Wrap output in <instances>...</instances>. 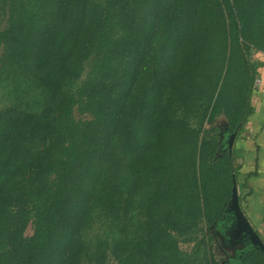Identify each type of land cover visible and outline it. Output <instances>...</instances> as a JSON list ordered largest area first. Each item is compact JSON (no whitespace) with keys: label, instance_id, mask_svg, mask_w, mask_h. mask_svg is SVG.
Wrapping results in <instances>:
<instances>
[{"label":"trees","instance_id":"obj_1","mask_svg":"<svg viewBox=\"0 0 264 264\" xmlns=\"http://www.w3.org/2000/svg\"><path fill=\"white\" fill-rule=\"evenodd\" d=\"M262 56L264 0H0V264H228Z\"/></svg>","mask_w":264,"mask_h":264},{"label":"crops","instance_id":"obj_2","mask_svg":"<svg viewBox=\"0 0 264 264\" xmlns=\"http://www.w3.org/2000/svg\"><path fill=\"white\" fill-rule=\"evenodd\" d=\"M257 81L259 82L256 84L257 90L252 98L255 110L249 116L240 137L233 144L238 158L244 162L243 175L255 172L249 177V188L244 190L251 192L246 198L245 208L251 225L259 227L262 232L264 231V64L259 68Z\"/></svg>","mask_w":264,"mask_h":264},{"label":"flooded vegetation","instance_id":"obj_3","mask_svg":"<svg viewBox=\"0 0 264 264\" xmlns=\"http://www.w3.org/2000/svg\"><path fill=\"white\" fill-rule=\"evenodd\" d=\"M234 220V214L227 213L221 221V225L217 229V234H220L222 236L223 244L225 246H230L235 249L234 254H232L231 258L226 261L228 264H231L232 259H237V256H240L249 248L254 247L251 243L250 235L247 234L246 229L244 228L245 232L238 231V228L236 227V222ZM253 228L259 234V227L257 228L256 226H253ZM262 233L264 235L263 230ZM262 236L260 235L261 239L263 240ZM237 246H240V248H238Z\"/></svg>","mask_w":264,"mask_h":264},{"label":"water","instance_id":"obj_4","mask_svg":"<svg viewBox=\"0 0 264 264\" xmlns=\"http://www.w3.org/2000/svg\"><path fill=\"white\" fill-rule=\"evenodd\" d=\"M235 139V133H229L228 137L225 141H227L228 145L232 147ZM238 186L236 181L234 180L233 188H232V197L228 204L227 212L234 214L236 227L238 231L245 232L246 229L247 234L250 235L251 243L254 247L261 249L264 252V241L261 239L260 235L255 231L251 223L249 222L246 214L242 210L239 203V194H238Z\"/></svg>","mask_w":264,"mask_h":264},{"label":"rangeland","instance_id":"obj_5","mask_svg":"<svg viewBox=\"0 0 264 264\" xmlns=\"http://www.w3.org/2000/svg\"><path fill=\"white\" fill-rule=\"evenodd\" d=\"M261 59H264V56L260 57ZM257 81V80H256ZM5 93V91H2V89L0 90V100H1V95H3ZM6 103V102H5ZM4 103V104H5ZM1 105V104H0ZM221 124H224L225 120L224 118L221 117L220 119ZM226 137V135H225ZM228 137V135H227ZM226 137V138H227ZM238 139H236L235 141H237ZM227 142V141H226ZM237 162L240 164V172L242 173V167L244 165V162L238 158L237 156ZM239 174V175H241ZM241 177V176H240ZM247 191V190H246ZM221 225V223L219 224V226ZM33 232V227L32 224H29L25 233L27 235L31 234ZM102 230L100 229L99 225L96 224L91 230H90V236L94 237L96 234L101 233ZM264 232V231H263ZM182 246L184 248L189 249L191 245L188 244H182ZM241 246V245H240ZM240 246H237L238 248H240ZM213 252L216 256V258L220 259L222 262H226L229 258H231V255L234 254L235 249L233 247L230 246H225L222 242V236L220 234H216L215 235V239H214V247H213Z\"/></svg>","mask_w":264,"mask_h":264},{"label":"built area","instance_id":"obj_6","mask_svg":"<svg viewBox=\"0 0 264 264\" xmlns=\"http://www.w3.org/2000/svg\"><path fill=\"white\" fill-rule=\"evenodd\" d=\"M259 82L258 81H256V84H258Z\"/></svg>","mask_w":264,"mask_h":264}]
</instances>
